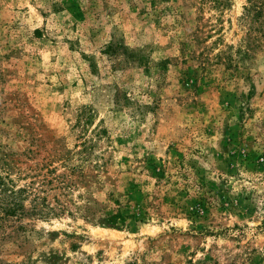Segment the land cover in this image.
I'll return each mask as SVG.
<instances>
[{"label": "rangeland", "instance_id": "obj_1", "mask_svg": "<svg viewBox=\"0 0 264 264\" xmlns=\"http://www.w3.org/2000/svg\"><path fill=\"white\" fill-rule=\"evenodd\" d=\"M251 2L0 0V264H264Z\"/></svg>", "mask_w": 264, "mask_h": 264}, {"label": "trees", "instance_id": "obj_2", "mask_svg": "<svg viewBox=\"0 0 264 264\" xmlns=\"http://www.w3.org/2000/svg\"><path fill=\"white\" fill-rule=\"evenodd\" d=\"M249 1V3L252 1V0H248ZM252 7H256V4H254V3H252L251 2V5H249L247 8H246V11L247 12H249L250 11V8H252ZM9 193H11V196H14V191H9ZM3 208V207H2ZM42 215L44 214V212H40ZM189 264H192V262H189Z\"/></svg>", "mask_w": 264, "mask_h": 264}]
</instances>
